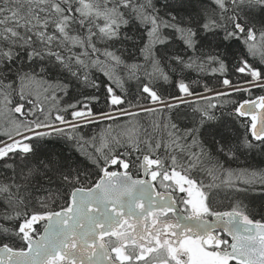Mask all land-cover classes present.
Returning <instances> with one entry per match:
<instances>
[{"label":"snow or ice","instance_id":"obj_1","mask_svg":"<svg viewBox=\"0 0 264 264\" xmlns=\"http://www.w3.org/2000/svg\"><path fill=\"white\" fill-rule=\"evenodd\" d=\"M0 264H264V0H0Z\"/></svg>","mask_w":264,"mask_h":264},{"label":"trees","instance_id":"obj_2","mask_svg":"<svg viewBox=\"0 0 264 264\" xmlns=\"http://www.w3.org/2000/svg\"><path fill=\"white\" fill-rule=\"evenodd\" d=\"M254 94H255V95H260V94H262V93H260V92L257 91V92H255ZM86 131H87L89 134H91L92 129L89 128V129H87Z\"/></svg>","mask_w":264,"mask_h":264}]
</instances>
